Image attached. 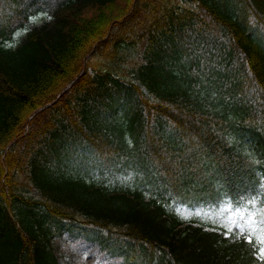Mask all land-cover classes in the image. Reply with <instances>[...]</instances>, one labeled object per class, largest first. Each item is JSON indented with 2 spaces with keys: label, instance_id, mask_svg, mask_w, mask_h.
I'll return each mask as SVG.
<instances>
[{
  "label": "trees",
  "instance_id": "obj_1",
  "mask_svg": "<svg viewBox=\"0 0 264 264\" xmlns=\"http://www.w3.org/2000/svg\"><path fill=\"white\" fill-rule=\"evenodd\" d=\"M39 9L51 17L12 42ZM263 179L264 0H0V264H62V219L159 264H256L244 243L179 226L169 202Z\"/></svg>",
  "mask_w": 264,
  "mask_h": 264
},
{
  "label": "rangeland",
  "instance_id": "obj_2",
  "mask_svg": "<svg viewBox=\"0 0 264 264\" xmlns=\"http://www.w3.org/2000/svg\"><path fill=\"white\" fill-rule=\"evenodd\" d=\"M41 14L38 13L34 16L33 20H39L41 18ZM22 30H18L15 34L17 37ZM180 83H184L180 81ZM233 205L222 204L219 207H207V209H200L197 210V214L201 216L203 219H211L212 222L215 224L224 226L228 230L232 231L233 234L242 235V234H253L260 242L261 240V233H264V225L261 224V221L255 217V220L252 219L255 216L252 213V210H245L242 208H237L236 210H232ZM180 211L189 216L191 212L185 208H181ZM234 225H239L234 227ZM261 244V242H260ZM264 245L261 244V248ZM78 253L75 258H79V261H82V264H97L99 258L96 253H90L86 250L83 252H76ZM102 264V263H101Z\"/></svg>",
  "mask_w": 264,
  "mask_h": 264
},
{
  "label": "snow or ice",
  "instance_id": "obj_3",
  "mask_svg": "<svg viewBox=\"0 0 264 264\" xmlns=\"http://www.w3.org/2000/svg\"><path fill=\"white\" fill-rule=\"evenodd\" d=\"M259 202L260 203H264V198H261V201H259ZM237 207H238V205L233 204V209L232 210H236ZM252 219L255 220V216H253ZM262 222H264V221H262ZM236 226H239V225H234V227H236ZM247 238L249 239V241H251L253 237L251 235H249ZM260 242H261L262 245H264V233H261ZM261 252L264 253V247L261 248Z\"/></svg>",
  "mask_w": 264,
  "mask_h": 264
}]
</instances>
